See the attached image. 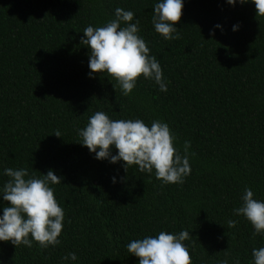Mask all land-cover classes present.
<instances>
[{
  "label": "trees",
  "instance_id": "obj_1",
  "mask_svg": "<svg viewBox=\"0 0 264 264\" xmlns=\"http://www.w3.org/2000/svg\"><path fill=\"white\" fill-rule=\"evenodd\" d=\"M155 2L0 0V173L54 170L65 212L59 245L0 241V264H138L126 245L160 231H191L192 264H253L252 249L264 246L233 214L245 187L264 199V15L251 2L184 0L180 38L166 40L152 25ZM118 7L137 14L167 92L141 76L125 96L107 73L89 77L83 30L114 19ZM97 111L167 122L181 151L191 141V174L164 185L137 166L126 173L121 163L95 159L78 129ZM7 179L0 175V184ZM8 203L0 199V214ZM70 252L76 261L63 260Z\"/></svg>",
  "mask_w": 264,
  "mask_h": 264
},
{
  "label": "clouds",
  "instance_id": "obj_2",
  "mask_svg": "<svg viewBox=\"0 0 264 264\" xmlns=\"http://www.w3.org/2000/svg\"><path fill=\"white\" fill-rule=\"evenodd\" d=\"M235 6L237 0H226ZM254 3L257 15H264V0H239V3ZM184 0H156L152 11L154 30L166 40L179 39L176 23L182 17ZM134 21V22H133ZM123 25V26H122ZM140 21L137 14L124 8L115 9V18L103 26L88 25L81 39L90 49L88 75L107 73L120 86L122 94L128 96L136 87L141 76L154 81L161 92H167L163 69L159 60L150 55L148 42L140 35ZM215 28H221L216 24ZM239 24L233 25V31ZM115 87V86H114ZM54 134L61 136L57 130ZM80 143L86 146L94 158L121 163L127 173L137 166L142 173L152 174L162 184H183L191 174L189 150L191 141H185L183 151L177 146V136L170 125L163 120L146 124L143 119H112L104 111H97L88 118L84 128L78 129ZM116 149L118 151L113 152ZM0 175L8 177L0 184V199L9 202L0 214V241L10 242L15 247H32L33 241L41 248L57 246L64 228L65 212L55 196L53 185L62 182L54 170L49 169L43 176L30 174L27 168L5 167ZM126 180L127 177H121ZM117 183V177H112ZM242 205L233 210L250 222L254 235L264 236V199L257 198L250 187H245L241 197ZM230 220L229 225L235 226ZM190 230L178 233L160 231L133 239L126 248L131 255L139 258L138 264H192ZM253 264H264V246L252 249ZM75 252L63 260L76 261ZM219 264H229L228 259ZM234 264H240L236 258Z\"/></svg>",
  "mask_w": 264,
  "mask_h": 264
}]
</instances>
